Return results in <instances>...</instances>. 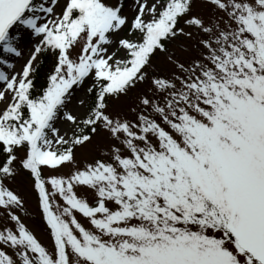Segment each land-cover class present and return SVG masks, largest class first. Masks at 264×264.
<instances>
[{"label":"snow or ice","instance_id":"snow-or-ice-1","mask_svg":"<svg viewBox=\"0 0 264 264\" xmlns=\"http://www.w3.org/2000/svg\"><path fill=\"white\" fill-rule=\"evenodd\" d=\"M0 264H264V0H0Z\"/></svg>","mask_w":264,"mask_h":264},{"label":"rangeland","instance_id":"rangeland-1","mask_svg":"<svg viewBox=\"0 0 264 264\" xmlns=\"http://www.w3.org/2000/svg\"><path fill=\"white\" fill-rule=\"evenodd\" d=\"M26 41H27V43L23 42L22 44L20 42H18V45L23 50L25 57L29 54V50H30V46H31L30 41L27 39H26ZM9 62L14 63L16 69H19L24 61H23V59H15V60H9ZM85 87H86V85H85ZM79 98L87 99V97H85L83 88L78 90L74 94L73 102L69 105V108L74 113H78V112L83 111V109L79 108L76 104V100ZM57 127H60L61 130H63L65 127H67V125L61 121H58ZM92 155H94V152L91 150V146L86 147L84 149H80L77 151V158L78 159H91ZM17 184L21 188V190L23 191V193L25 195V200H26V208H27L28 215L24 216L23 218H24L26 224H28V226L34 230V232L38 235V237L42 240V242L47 244L48 238H47L46 232L44 231V226L40 220V215L38 212L37 201H36L35 195L27 189V185L25 184L23 178L19 179L17 181Z\"/></svg>","mask_w":264,"mask_h":264},{"label":"trees","instance_id":"trees-1","mask_svg":"<svg viewBox=\"0 0 264 264\" xmlns=\"http://www.w3.org/2000/svg\"><path fill=\"white\" fill-rule=\"evenodd\" d=\"M13 34H20L23 38L20 39V41H23L24 39H26V36H23V32L22 29L20 28H15L13 29ZM19 41V40H18ZM40 61H41V65H39V83H43L44 80V76L48 71V68L50 67L52 61L50 57H40Z\"/></svg>","mask_w":264,"mask_h":264}]
</instances>
